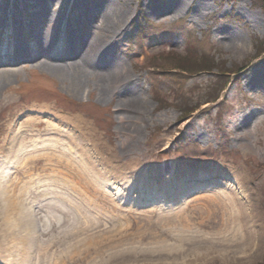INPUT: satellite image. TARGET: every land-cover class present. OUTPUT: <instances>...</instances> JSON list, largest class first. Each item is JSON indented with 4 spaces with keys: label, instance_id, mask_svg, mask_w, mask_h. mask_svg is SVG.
<instances>
[{
    "label": "rangeland",
    "instance_id": "374dc122",
    "mask_svg": "<svg viewBox=\"0 0 264 264\" xmlns=\"http://www.w3.org/2000/svg\"><path fill=\"white\" fill-rule=\"evenodd\" d=\"M11 1L15 11L3 15L4 25L0 27V153L20 122L39 118L45 121L42 127L47 123L59 127L60 119H66L83 134L79 145L69 146L78 152L93 180L94 176L99 182L110 180L118 187L111 190L113 187L108 185L110 188L105 190L119 193L121 198H107L108 202L98 196V205L114 214L108 226L125 230L131 220L141 219L139 213H148L145 208H159L161 204L167 211L156 210L154 218L170 219L162 224L174 223L181 228L179 220L194 217L193 230L203 237L215 235L219 227L214 221H220L219 214L202 224L200 217L205 213L200 207L185 212H180L182 208L171 210L185 199L192 205L213 206L209 195L190 196L197 187L191 178L185 179L189 191L184 192L180 175L190 171L207 174L210 178L203 180L206 185L227 182L225 177L218 178L221 172H229L232 181L247 182L249 199L255 201L264 222V73L250 82L244 78L264 61V52L256 54L264 46V0H191L186 9L176 13L156 11L164 9L170 0H101L104 8L105 4L125 6L121 30L104 45L107 58L122 62L131 77L120 87L113 83L107 97L101 90L109 74L102 69H87L84 73L74 67L59 74L30 59L47 40V29L53 30L54 26L58 30L54 55L64 52L69 35L79 43L87 42L88 35L95 34L96 20L102 22L104 11H94L81 19L78 12L67 15V3L61 0H45L37 8H23V0ZM197 7H202V12L195 13ZM38 9L43 16L34 20ZM50 15L64 17L65 23L45 21ZM17 44L24 52L19 61L7 55ZM188 49L200 57L213 55L212 69L192 74L177 69L182 65L175 59ZM220 88L218 101L202 105L189 117L184 115L183 101L187 97L204 99ZM130 92L136 98L131 99ZM168 167L175 169L170 173ZM150 187L156 193L162 188L166 193L169 188L181 192L172 191L170 198L156 200V193L147 194ZM59 204L64 209V203ZM51 211L42 205L36 226L49 235L60 236L56 249L62 250L71 240L68 226L77 218L76 210L56 213L50 223ZM174 212L182 215L174 216ZM135 224L138 226V222ZM160 238L146 237L140 244L149 247ZM232 263L238 264L234 258L217 256L204 264ZM240 264H264V248L257 257Z\"/></svg>",
    "mask_w": 264,
    "mask_h": 264
},
{
    "label": "bare ground",
    "instance_id": "6f19581e",
    "mask_svg": "<svg viewBox=\"0 0 264 264\" xmlns=\"http://www.w3.org/2000/svg\"><path fill=\"white\" fill-rule=\"evenodd\" d=\"M32 1L35 2L32 4ZM43 1L45 0H23L22 4L23 8L26 5L37 8L36 5ZM61 1L67 3V15L78 12L82 19L98 10L104 11L103 20L101 23L96 20L95 34L88 35L85 43H79L73 35H69L64 52L57 55L52 54V51L58 30H55V26L53 30L47 29V40L35 52L34 58L30 59L59 74H66V69L74 67L84 73L90 69H102L105 75L109 74L101 90L102 96L107 97L114 88L113 83L120 87L121 83L131 78L122 62L107 58L108 49L104 45L110 43L117 31L121 30L126 18L125 6L119 8L105 4L104 8L103 0ZM169 2L164 9L157 8L156 11L176 13L186 9L191 0ZM125 4L128 5L126 1ZM0 9L1 27L4 25L3 15L7 17L15 10L11 0H0ZM199 12H202V7L195 9V13ZM42 16V11L38 9L34 20ZM45 21L63 25L65 18L50 15ZM102 39L104 42H101ZM256 54L258 55V51ZM7 55L19 61L24 55L23 48L17 44L12 54L8 52ZM11 64L10 62L9 65ZM263 71L264 61L257 64L244 78L250 82L264 73ZM128 96L131 99L136 98L134 92H130ZM44 110L39 112L43 111L44 114ZM43 123L45 121L39 118L20 122L19 128L12 131L10 139L1 147L0 264H204L215 260L217 256L234 258L240 264L257 257L263 250V216L255 201L249 199L247 182L230 180L229 172H221L218 177H225L227 182L215 181L207 185L203 184V180L210 177L202 171L181 173L180 180L184 181L186 188L184 192L189 191L185 182L191 178L190 181L197 183V187L190 196L209 195L213 206L192 205L190 200L185 199L182 205L171 209L175 211L182 208L180 212H185L186 209L200 207L205 213L200 217L202 224H208L214 215L219 214L220 221L213 220L219 227L215 235L203 237L193 230L191 227L196 224L192 221L194 217L189 219L184 216V220H179L181 228H177L174 223L162 224L170 219L163 216L154 218L156 210L167 211L161 204L158 205L159 208H145L148 213H139V220L134 216L137 218L131 220L133 224L128 223L129 228L125 230H118L114 225L108 226V219L114 214L98 205V196H104L106 200L110 198L112 201L116 196L121 198L119 193L105 190V187L110 188L108 185L113 187L111 190L118 189L116 183L110 180L99 182L95 176L93 180L92 172L79 160L78 152H73L69 145H76L83 138V134L78 133V127H72L66 119H60L59 127L49 123L42 127ZM83 128L89 129L86 125ZM220 167L224 168V164L220 163ZM168 169L172 173L175 168ZM225 169L228 170L227 166ZM170 178H173V175ZM202 186L203 190L200 189ZM162 189L156 193L155 188L150 187L147 194L156 193L158 200L157 198H170L174 194L172 191L181 192L169 188L166 193V189ZM59 202L64 203V209ZM42 205H47L52 210L51 216H48L50 223L56 218V213L69 214L71 209L76 210L77 218L68 226L71 240L62 250L56 249L60 236L49 235L37 229L36 221L40 220L37 216ZM173 215L180 217L182 214L174 212ZM110 220H114L113 217ZM137 222L138 226L135 224ZM130 230L133 232L129 234ZM146 237L161 238L155 245L144 248L140 240Z\"/></svg>",
    "mask_w": 264,
    "mask_h": 264
},
{
    "label": "trees",
    "instance_id": "16d2710c",
    "mask_svg": "<svg viewBox=\"0 0 264 264\" xmlns=\"http://www.w3.org/2000/svg\"><path fill=\"white\" fill-rule=\"evenodd\" d=\"M261 51V52H260ZM264 52V46H262L260 49H258V54ZM174 59V58H173ZM213 55L211 57V55H202L201 57L197 55L196 51L188 49V51L186 52V54H184L183 56L181 55L180 58H176L175 60L180 63L182 65V67H177V69L188 72V73H197L200 71H203L204 69H212L211 66V61H212ZM184 63L186 65H184ZM204 63V64H203ZM179 64V65H180ZM190 67H188V66ZM235 74L238 73L237 69L234 70ZM225 77L227 78L228 76H226V74H224ZM223 88H220L219 92L216 93L215 95H210L204 99H193V98H188L187 100L183 101L184 102V106L182 108V110L184 111V115L185 116H191V114L193 112H195L196 110H198L202 105L210 103V102H216L218 101V99L220 98V91H222ZM163 99V98H162ZM160 99V100H162Z\"/></svg>",
    "mask_w": 264,
    "mask_h": 264
}]
</instances>
